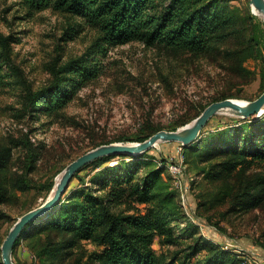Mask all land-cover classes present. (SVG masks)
Masks as SVG:
<instances>
[{
	"label": "trees",
	"instance_id": "obj_1",
	"mask_svg": "<svg viewBox=\"0 0 264 264\" xmlns=\"http://www.w3.org/2000/svg\"><path fill=\"white\" fill-rule=\"evenodd\" d=\"M230 1L19 0L29 14L49 8L61 10L79 18V25L97 32L93 44L81 57L53 70L52 80L46 86L28 92V116L31 121L39 122L45 117L52 122L80 89L105 72L109 49L130 42L197 55H223L229 61L228 72L248 75L244 62L262 56L264 23L251 13L250 7L244 14L232 7ZM12 42H15L13 35L0 33V68L7 59L1 48L9 47ZM233 97L223 93L215 101ZM205 108L195 110L190 117L166 129L176 130ZM204 128L196 141L183 146L185 162L195 155L202 163H209L213 157H225L201 172L205 179L211 180L224 174L246 177L245 183H240L234 192L227 212L245 214L261 206L264 172L249 173L253 167L264 166V114L256 119L229 121L207 133ZM157 131L160 128L144 129L131 140L142 142ZM39 144L27 138L11 146H0V172L13 158V149L22 152L24 165L18 180L21 191L36 188L28 180L44 149ZM151 150L133 156H103L82 167L72 179L78 181V186L68 188L56 205L24 228L12 254L24 238L34 258L31 264H175L181 254L170 257L158 254L154 242L176 246L181 239H190L182 251L185 254L181 264H238L233 250L204 239L200 225L180 210L174 191L162 175L167 160L162 159L158 164L149 155ZM115 157L121 159L115 165H105ZM87 168L93 172L89 181L81 175ZM53 186L54 183H49L47 192ZM6 197V191H0V202ZM84 241L100 249L83 251ZM201 254L202 258L197 257Z\"/></svg>",
	"mask_w": 264,
	"mask_h": 264
},
{
	"label": "rangeland",
	"instance_id": "obj_2",
	"mask_svg": "<svg viewBox=\"0 0 264 264\" xmlns=\"http://www.w3.org/2000/svg\"><path fill=\"white\" fill-rule=\"evenodd\" d=\"M230 5L244 14L250 7L249 0H231ZM256 16L264 23L260 15ZM80 23L79 18L61 10L49 8L29 14L19 0H0V33L11 34L15 39L9 47L1 48L7 59L0 68V146H11L28 138L44 147L29 175L28 181L36 185L35 189L18 188L24 165L19 149L12 150L13 158L0 172V191L7 193L6 200L0 202V253L17 219L49 198L53 188L47 192V185L51 182L55 185L65 167L77 157L104 143L138 142L131 139L144 129L167 130L168 125L190 117L223 93L248 102L263 92L264 46L261 57L244 62L248 71L245 76L228 72L229 61L223 55H197L130 42L109 49L105 72L80 89L52 122L45 117L39 122L31 121L28 92L50 83L53 70L81 57L96 39V30ZM241 119L230 111L218 113L208 121L204 132ZM149 155L158 164L167 160L163 178L174 191L180 210L200 225L204 239L233 250L238 264H264V203L245 214H230L227 211L234 192L240 183H245L246 177L224 174L211 180L205 179L201 172L225 157H213L209 163H202L195 155L185 162L183 145L177 142L159 143ZM120 159L115 157L105 165H115ZM170 162L182 163L184 170L177 180H173L168 170ZM255 171L264 172V166L253 167L249 174ZM91 173L92 169L87 168L81 175L89 181ZM78 184L74 179L69 189ZM191 241L181 239L176 246H160L156 240L153 247L167 257L181 254L175 263L181 264L185 254L182 251ZM27 243L22 238L16 246L12 254L15 264L33 262ZM82 248L86 252L100 249L87 241ZM197 257L202 258L203 254Z\"/></svg>",
	"mask_w": 264,
	"mask_h": 264
},
{
	"label": "water",
	"instance_id": "obj_3",
	"mask_svg": "<svg viewBox=\"0 0 264 264\" xmlns=\"http://www.w3.org/2000/svg\"><path fill=\"white\" fill-rule=\"evenodd\" d=\"M251 13H257L264 21V0H249ZM240 118H250L259 116L264 112V91L253 101L244 102L239 99L226 98L209 104L196 118L190 123L177 128L176 130H160L142 142L131 143H109L95 147L94 149L82 154L71 161L60 175L58 181L53 186L51 194L41 205L33 208L23 215L13 224L6 238L1 245L2 264H15L12 259L14 244L23 232L24 228L35 218L45 214L56 205L63 195L67 192L74 175L85 165L103 157L117 154L128 156L140 155L159 143L177 142L183 146L196 141L202 129L208 121L218 113L228 112Z\"/></svg>",
	"mask_w": 264,
	"mask_h": 264
},
{
	"label": "built area",
	"instance_id": "obj_4",
	"mask_svg": "<svg viewBox=\"0 0 264 264\" xmlns=\"http://www.w3.org/2000/svg\"><path fill=\"white\" fill-rule=\"evenodd\" d=\"M167 167H168L169 172L171 173L173 180L179 179V176L183 173V170H184L182 163L178 164V163L170 162L168 163Z\"/></svg>",
	"mask_w": 264,
	"mask_h": 264
},
{
	"label": "bare ground",
	"instance_id": "obj_5",
	"mask_svg": "<svg viewBox=\"0 0 264 264\" xmlns=\"http://www.w3.org/2000/svg\"><path fill=\"white\" fill-rule=\"evenodd\" d=\"M257 15H259L258 13H257ZM243 101V100H242ZM244 102H246V101H244Z\"/></svg>",
	"mask_w": 264,
	"mask_h": 264
}]
</instances>
